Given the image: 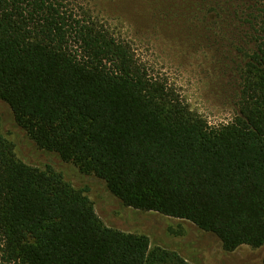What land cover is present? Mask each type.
<instances>
[{
    "label": "trees",
    "instance_id": "1",
    "mask_svg": "<svg viewBox=\"0 0 264 264\" xmlns=\"http://www.w3.org/2000/svg\"><path fill=\"white\" fill-rule=\"evenodd\" d=\"M261 32L234 116L212 125L89 9L0 0V99L39 147L94 173L124 205L189 220L227 251L259 247L264 20ZM0 264L191 263L106 226L82 190L18 160L0 136Z\"/></svg>",
    "mask_w": 264,
    "mask_h": 264
},
{
    "label": "rangeland",
    "instance_id": "2",
    "mask_svg": "<svg viewBox=\"0 0 264 264\" xmlns=\"http://www.w3.org/2000/svg\"><path fill=\"white\" fill-rule=\"evenodd\" d=\"M128 37L209 124L230 120L242 82L245 53L262 36L263 0H71ZM0 136L16 158L60 174L93 203L106 226L148 237L150 247L177 251L191 264H262L264 244L223 248L212 232L189 220L124 205L104 180L54 151L39 147L0 99Z\"/></svg>",
    "mask_w": 264,
    "mask_h": 264
}]
</instances>
